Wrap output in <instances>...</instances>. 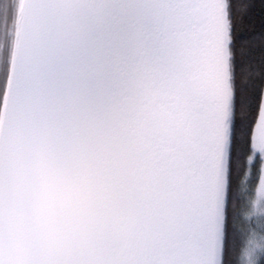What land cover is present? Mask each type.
Returning a JSON list of instances; mask_svg holds the SVG:
<instances>
[{"label":"snow or ice","instance_id":"snow-or-ice-1","mask_svg":"<svg viewBox=\"0 0 264 264\" xmlns=\"http://www.w3.org/2000/svg\"><path fill=\"white\" fill-rule=\"evenodd\" d=\"M0 264H264V0H0Z\"/></svg>","mask_w":264,"mask_h":264},{"label":"trees","instance_id":"trees-1","mask_svg":"<svg viewBox=\"0 0 264 264\" xmlns=\"http://www.w3.org/2000/svg\"><path fill=\"white\" fill-rule=\"evenodd\" d=\"M256 12H257V13L260 12V8H259V7H257ZM258 24H259V21L257 20V26H258Z\"/></svg>","mask_w":264,"mask_h":264}]
</instances>
